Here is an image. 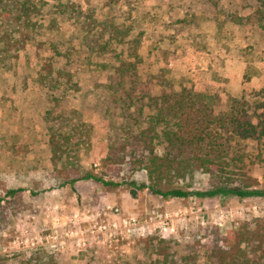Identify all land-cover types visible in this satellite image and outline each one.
I'll return each mask as SVG.
<instances>
[{
	"label": "rangeland",
	"instance_id": "374dc122",
	"mask_svg": "<svg viewBox=\"0 0 264 264\" xmlns=\"http://www.w3.org/2000/svg\"><path fill=\"white\" fill-rule=\"evenodd\" d=\"M24 1L0 7V264H28L39 251L57 264H163L164 247L168 264H210L216 229L228 236L264 220V198L165 200L140 189L143 170L106 164L159 113L165 152L164 133L180 125L169 108L187 91L213 95L216 116L229 97L264 98V0H33L28 18ZM225 139L227 159L242 155L264 187V140L229 148ZM88 173L121 186L84 180ZM208 182L199 174L180 185L200 191ZM102 224L108 232L92 234ZM79 231L87 247L71 234Z\"/></svg>",
	"mask_w": 264,
	"mask_h": 264
},
{
	"label": "trees",
	"instance_id": "16d2710c",
	"mask_svg": "<svg viewBox=\"0 0 264 264\" xmlns=\"http://www.w3.org/2000/svg\"><path fill=\"white\" fill-rule=\"evenodd\" d=\"M3 4L4 0H0V7ZM37 5L38 2L26 0L22 2L20 11L28 18L37 10ZM21 18L22 16H19L16 19L19 21ZM48 68L51 70L50 65ZM229 98L226 111L216 116L211 107L217 102L213 95H203L197 89L187 91L179 99L176 98L175 105L169 108V116L177 119L180 125L177 131L164 133L168 144L165 152H159L156 142L159 137L157 125L165 119L164 115L162 114V117L159 113L155 124L131 136L118 149L112 150L106 164L114 166L129 163L134 170H143L149 183L140 189H147L151 195L165 200L193 197L264 198V187L257 178L246 171L244 157L236 155L227 159L225 144L219 141L225 139L223 133L228 134L225 141L230 143L229 148L235 141L239 143L264 140V98L253 97L251 101L245 97ZM202 102L205 105L197 108ZM166 103H171L169 97ZM193 115L202 117L194 120ZM191 120H194L193 123H188ZM51 144L55 157L65 153L64 147L55 136H52ZM205 146L206 151L202 154ZM194 149L199 152H195ZM233 169H239L237 175L233 173ZM199 174L209 176L206 190L194 191L191 183L180 185L188 180L193 181ZM84 180L100 182L110 190L121 186L93 173L85 175ZM71 184L73 185L74 181H71ZM20 192V189L11 190L9 194L16 197ZM161 242L166 243L163 240ZM156 253L164 256L163 264H168V247L160 248ZM206 258L210 264H264V220L256 218L245 221L228 236L221 235L216 229L207 246ZM28 264L57 263L54 254L39 251L31 257Z\"/></svg>",
	"mask_w": 264,
	"mask_h": 264
},
{
	"label": "built area",
	"instance_id": "2783aa9c",
	"mask_svg": "<svg viewBox=\"0 0 264 264\" xmlns=\"http://www.w3.org/2000/svg\"><path fill=\"white\" fill-rule=\"evenodd\" d=\"M114 229L117 230V225H114ZM98 228V229H97ZM162 228V232H174V229L171 228L169 229L167 227V223H164L163 226H161ZM97 229V230H96ZM108 225H105V224H102L101 227L100 225L96 226L93 230H92V234H95V236H98L101 235V233L105 234L108 232ZM96 230V231H95ZM110 230H113V229H110ZM111 233V232H109ZM71 234L74 236H77V240H78V245L79 246H82V247H87L88 243L89 242L86 238V233L84 231H79V232H76V233H72Z\"/></svg>",
	"mask_w": 264,
	"mask_h": 264
},
{
	"label": "crops",
	"instance_id": "0c3cea01",
	"mask_svg": "<svg viewBox=\"0 0 264 264\" xmlns=\"http://www.w3.org/2000/svg\"><path fill=\"white\" fill-rule=\"evenodd\" d=\"M230 68H231V67H230ZM221 74H222V73H221ZM221 74H220V75H221ZM221 77H222V76H221ZM222 80L224 81V83H228V81H227V79H226V76H223V77H222ZM193 198H194V197H193ZM191 199H192V198H188V199H184V200H191ZM204 200H205V199H204ZM204 200H203V201H204Z\"/></svg>",
	"mask_w": 264,
	"mask_h": 264
}]
</instances>
